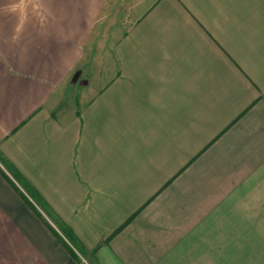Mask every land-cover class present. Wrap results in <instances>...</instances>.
<instances>
[{"label":"crops","instance_id":"obj_1","mask_svg":"<svg viewBox=\"0 0 264 264\" xmlns=\"http://www.w3.org/2000/svg\"><path fill=\"white\" fill-rule=\"evenodd\" d=\"M0 153L95 264H264V0H0ZM20 187L0 264H83Z\"/></svg>","mask_w":264,"mask_h":264},{"label":"rangeland","instance_id":"obj_2","mask_svg":"<svg viewBox=\"0 0 264 264\" xmlns=\"http://www.w3.org/2000/svg\"><path fill=\"white\" fill-rule=\"evenodd\" d=\"M118 5L119 6L112 7V9L109 7L106 10V18L102 23L100 22L98 24L97 29L93 32L91 41L88 43L86 49V59L83 61L81 66L82 69H80V71L77 70L68 80L62 104L70 102L72 97L77 95L78 85L85 83L88 80L87 78H93L92 75L94 73L91 66L99 63H109L111 61L110 56H112V51L107 50L111 49L127 26L123 18L122 5L119 2ZM89 68H91L90 71L86 72V69ZM39 209L42 211L40 207Z\"/></svg>","mask_w":264,"mask_h":264},{"label":"trees","instance_id":"obj_3","mask_svg":"<svg viewBox=\"0 0 264 264\" xmlns=\"http://www.w3.org/2000/svg\"><path fill=\"white\" fill-rule=\"evenodd\" d=\"M0 163L3 167L13 176V178L19 183L21 187L33 198L35 203L42 209V211L50 218L52 223L56 226L54 228L48 221V226L53 230L56 237L61 241L65 248L71 253V255L77 260L81 261L79 255L76 253L78 251L81 255L84 256V251L81 248L80 244L77 242L71 230L65 226L51 211L50 207L41 199L37 191L27 182L25 179L15 170V168L2 156L0 153ZM9 178V177H8ZM11 181V179L9 178ZM12 182V181H11ZM13 183V182H12ZM14 184V183H13ZM15 185V184H14ZM16 187V186H15ZM27 200V199H26ZM28 201V200H27ZM29 202V201H28ZM30 205L38 212V214L43 218L41 212L36 209L34 204L30 202ZM76 250H74V249ZM90 264H95L90 258H87Z\"/></svg>","mask_w":264,"mask_h":264},{"label":"built area","instance_id":"obj_4","mask_svg":"<svg viewBox=\"0 0 264 264\" xmlns=\"http://www.w3.org/2000/svg\"><path fill=\"white\" fill-rule=\"evenodd\" d=\"M0 166L5 170V168L3 167V165L0 163ZM21 188V190L26 194V196L29 198V200L35 205V207L36 208H38L39 209V207L37 206V204L34 202V200L30 197V195L22 188V187H20ZM40 210V209H39ZM41 211V210H40ZM41 214H43V212L41 211ZM46 219H47V221H49V223H51V225L54 227V228H56V226L52 223V221L46 216V215H43ZM57 229V228H56ZM74 249V248H73ZM75 250V249H74ZM76 251V250H75ZM76 253L79 255V257H80V259H81V262L83 263V264H90L89 262H88V260L83 256V255H81L78 251H76Z\"/></svg>","mask_w":264,"mask_h":264}]
</instances>
